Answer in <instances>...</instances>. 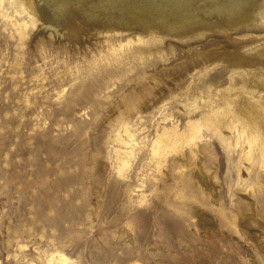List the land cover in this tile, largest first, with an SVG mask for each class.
Instances as JSON below:
<instances>
[{"label": "bare ground", "instance_id": "6f19581e", "mask_svg": "<svg viewBox=\"0 0 264 264\" xmlns=\"http://www.w3.org/2000/svg\"><path fill=\"white\" fill-rule=\"evenodd\" d=\"M2 1L0 0V10L3 11ZM6 1L10 7H15V12H23V16H27L34 28L42 29L44 27L45 29L46 25L49 24L52 27L53 20H59L61 25L56 28L60 31L64 29L63 31L69 35L79 32L81 39L86 42L83 45L85 49L82 51L83 53L81 52L84 57H86V49L92 41H95L101 47H99L101 51L97 58L91 56L88 59L96 58L99 65L92 66V61H89L90 64L82 69L80 81L73 84L75 94L68 97L65 102L64 114L70 109V103L77 104L79 101L86 102L87 105L90 104L98 109L101 100L94 98L95 92L109 88L116 79L119 82V88L126 85L129 80H136L134 90L122 94L123 96L118 100V103L111 107L110 114L106 109V112H108L106 114L109 115L106 117L108 119L104 118L105 112L100 111L99 114L97 110L93 111L94 115L96 112L99 115L103 114V118L107 120L105 131L102 128L105 132H103L102 141L104 139L103 144L112 151L111 157L113 160H108L112 161L110 165L108 161L104 160L105 158H99L98 170L104 168L103 171H107L105 167L107 166V169H109L108 166H111L115 180L122 185L121 190H123L126 197L124 201L125 227L123 226V237L125 241L129 242L130 246L137 248L139 244L133 235L134 233L131 232L132 236L128 233V230H131V228L133 230L140 224L137 231L139 232L140 228L146 225L140 211L131 213L133 210L132 205H143L144 207L147 205L148 196L146 198V195L148 193L144 191L146 189H143L144 176L140 175V169L145 165H151V167L155 165L160 175L153 176L154 181L149 186L151 192H156L158 197L167 202V196L171 190L169 183L176 182L174 193L178 197L189 198L188 201H186L187 199L181 200L180 205H174L173 213L177 217H181V208H183L188 214L191 215L192 213L197 216L200 226L210 224L213 229L229 234L223 227L227 219L230 224L240 227L264 254V246L259 240V234L255 232L261 227L264 228V45L255 46L257 43L264 41V20H262L264 19V0ZM255 10H258L256 14ZM2 14L7 15L9 20H13L6 12H2ZM13 23L17 29H21L22 26L20 27V25H27V21L24 20ZM257 27L263 29V31L260 34H251L252 31L258 30ZM212 36L217 37L218 45L206 51L200 50L199 45ZM45 39L50 38L43 36L40 38L42 43L46 41ZM80 44H83V41ZM175 45H180L186 51L185 57L170 67L155 71L146 82L147 77L144 78L145 67L152 64L157 57L166 59L167 53L174 52ZM152 55L156 58L151 57ZM93 63H95L94 60ZM93 68L96 69L94 72ZM211 68L214 69V72L209 75ZM62 75L58 81L63 80L61 79ZM173 82V86L170 87L175 88L172 91L174 94L171 96V100L174 99L173 96L178 99L179 108L177 107V113L179 118L172 115V111H165L159 116H153V120L142 119V116L150 111L155 102L158 103L166 97L167 93L163 91V87L169 86ZM79 91L82 93L78 94ZM148 91L149 96H147ZM82 95L86 97V100H81ZM152 97H154L153 103L150 102ZM24 115L25 111L22 108L19 109L16 113L18 121L21 122ZM97 118L95 117V123L100 120H96ZM100 118L102 119L101 116ZM151 121L152 124H150ZM85 122L83 121V123ZM74 123L77 132L84 129V127L82 128L83 123ZM95 123L91 124L96 125ZM91 124L89 125L92 126ZM81 128L82 130H80ZM16 130L13 129V133ZM23 134V137L26 138L24 139L25 142L30 144L34 134L28 130H25ZM84 134L86 133L84 132ZM76 135L79 137L81 132ZM207 135L216 137L222 143L226 149L228 159H231V150L237 149L238 151L239 149L241 152V157L235 165L238 168L240 178L246 181L248 186L244 192H240V195L233 199L237 213L226 210L222 199V190L221 188L218 189L216 176L221 161L219 159L217 162L216 151L210 148L213 142L207 139L204 140ZM77 136L76 141L78 140ZM84 137L87 138V136ZM24 140L21 141L22 144ZM39 140L38 145L33 149H31L32 143L30 147L24 144L22 146H25L23 151L25 150L26 153L35 152V156L51 151L47 147L51 142L48 143L50 138L46 132L40 135ZM86 140L88 141V139ZM79 142L76 143L82 145V141ZM12 144L15 145L14 140H12ZM91 144L93 146V143ZM200 144L203 149L198 148ZM75 146L74 149L79 150V146H76V148ZM83 146L79 152L76 151V156L79 153L80 157ZM106 148L104 149L106 150ZM16 150L14 149V152ZM23 151L20 150L16 155H20ZM83 151H81L82 154ZM94 151L96 149L93 150V153ZM108 152L110 151L108 150ZM139 152L143 154L140 158ZM57 154L55 155L57 156ZM67 154L64 151V156L62 152L60 157L65 158ZM98 154H94V159L96 156L98 158ZM103 154L105 155V153ZM84 155H81V158L83 157L85 160ZM90 155L88 154L89 157ZM144 155L148 157V161L143 164L140 163V160ZM205 155L206 164L203 166L202 161ZM73 157H75L74 154ZM89 159L91 160V158ZM37 160L38 166L41 158ZM96 160H93V162H96ZM90 163L92 164V162ZM94 164L96 165V163ZM39 166L42 168L40 173H37V178L39 181H43L50 173L46 165L40 164ZM187 168L191 169L190 173L187 172ZM51 169L55 171V167ZM82 170L83 167L80 172L81 175L86 174H82L85 171ZM95 170L93 169V171ZM102 172H99L100 175ZM87 173L90 175V171L87 170ZM19 174L16 178L18 183H22L21 191L26 190L31 186V180H26V178L23 181L20 180ZM20 175L23 176V174ZM93 175L95 174L89 176L90 179L95 178V176L99 177L98 174ZM147 175L148 173L145 176ZM133 178H135V181ZM81 179L84 178L81 176ZM191 179H194L197 183L191 185ZM60 181L53 183L58 187L57 184ZM64 181L66 180L64 179ZM99 184L101 185V183ZM53 188L55 187H52L51 192H53ZM48 189L51 190L50 187ZM184 190H187V192L184 193ZM198 194L204 195L206 200L197 198ZM193 197L195 200L192 199ZM49 198H51L50 195ZM198 201L207 202L208 209L211 211L208 213L209 215L206 214L205 207L195 204ZM64 202L66 204V201ZM43 207L46 209V206L43 205ZM89 208H91V205ZM120 234L122 235V233ZM234 238L239 242L237 236H234ZM62 250L54 246L44 249L38 247L37 264H76ZM249 259L251 264H260L258 259H254L251 254ZM28 264L35 263L33 259H30Z\"/></svg>", "mask_w": 264, "mask_h": 264}, {"label": "rangeland", "instance_id": "374dc122", "mask_svg": "<svg viewBox=\"0 0 264 264\" xmlns=\"http://www.w3.org/2000/svg\"><path fill=\"white\" fill-rule=\"evenodd\" d=\"M1 7H3V11L0 10V264H28L30 259H33L34 263L37 264V248L41 247L44 249L53 246L60 250L63 249L62 251L76 264H251L250 254L254 259H258L260 264H264V254L257 248L255 242L249 239L240 227L230 224L227 219L223 227L229 234L213 229L210 224L200 226L197 216L192 213L191 215L188 214L183 208H181V217H177L173 213L174 205H180L181 200H186L187 197H178L174 193L176 191L174 187L176 182L169 183L171 190L167 196V202L158 197L156 192H151L149 189L150 183L154 181V177L160 175L155 165H152L153 167L145 165L140 169V175L144 176L143 189H146L144 191L148 193L146 195V198L148 196V200L146 199L147 205L145 207L143 205H132L133 210L131 213L140 211L146 225L142 226L139 232L137 231L140 224L135 229L132 230L131 228V230H128V233H134L133 235L138 241L139 248L130 246L129 242L125 241L123 237L125 227L124 201L126 197L123 190H121L122 185L115 180L111 166H108L109 169L106 166L105 169L107 171L104 170V172V168L98 170V163L101 158H105V161L113 160L111 157L112 151L103 144L104 139L102 141L107 122L105 119H108L106 117L109 116L106 113L109 112L108 114H110L111 107L118 103V100L123 96L122 94L134 90L136 80H129L126 85L119 88V82L116 79L112 82V85L109 84V88L95 92L94 98L101 100V105H98V109L90 104L87 105L86 102L79 101L77 104L70 103V109L64 114L65 102L68 97L75 94L73 84L80 81L82 69L90 64L89 61H92V66L99 65L96 60L101 51L99 50V44L92 41L86 49L87 55L84 57L82 51L85 49L83 45L86 42L81 39L79 32L69 35L63 31L64 29L61 31L57 29L56 27L61 25V21L53 20L52 27L49 24L46 25L45 29L44 27L38 29L34 28L27 16H23V12H15V7H10L6 0L2 1ZM2 12H6L13 20H9L8 16L2 14ZM257 12L258 10H255V14ZM23 20L27 21V25H20V27L22 26L21 29H17L13 22ZM41 24L45 26L43 22ZM257 29L252 31L251 34H260L263 31L259 27ZM21 33L25 34L21 35ZM42 36L50 39H45L46 41L42 43L40 40ZM82 41L83 44H80ZM217 45V37L212 36L207 41L205 39L199 45V49L206 51ZM258 45L263 46L264 41L257 43L255 46ZM185 54L186 51L180 45H175L174 52L167 53L166 59L157 57L152 64L145 67L144 78L147 77L145 81L147 82L150 75L155 73V71L179 62L185 57ZM91 56L96 58L88 60ZM151 57L156 58L153 55ZM93 60L95 63H93ZM98 61L100 60L98 59ZM95 70L93 68V72ZM213 72L214 69L211 68L209 75ZM61 75L63 80L58 81ZM173 84L174 82L170 83L169 86L163 87V91L167 93L166 97L158 103L155 102L151 106L152 110L150 109L149 112L145 113L142 119L153 120V116H159L165 111H172V115L179 118L177 113V107L179 108L178 99L173 96L174 99L171 100V96L174 94L172 91L175 87L170 86H173ZM81 91L77 93L81 94ZM82 96L81 100H86V97ZM147 96H149V91ZM153 99L154 97L150 98L151 103H153ZM21 108L25 111V115L20 122L16 113ZM106 109L108 112H106ZM94 110H97L99 114L105 112V119L103 114L99 115L98 112L94 115ZM100 116L104 121H102ZM95 117H99L96 120L100 119L96 121L97 123L94 121ZM83 121L86 122L83 123ZM74 122L83 123L82 125L84 126L82 128L84 127V131L81 128L80 130L82 131L77 132ZM93 122L97 126L91 124ZM150 124H152V121ZM13 129L17 130L13 133ZM25 130L34 134L32 145L24 140L26 139L23 137ZM43 132H46L50 138L48 143L51 142V144L47 145V147L51 151L37 156H35V152L26 153L25 150L23 151L25 146H22L24 144L29 147L31 145V149L36 148L35 146L38 145L40 135ZM80 132L82 136L79 135ZM76 136L78 137L77 141H82V145L76 143ZM84 136H87V138ZM206 139L213 142L210 148L216 151L217 162L219 159L221 161L220 167L217 168L216 176L218 189L221 188L222 190V199L226 210L237 213L233 199L238 197L240 192H244L248 186L246 181L240 178L238 168L235 165L236 161L241 157V152L239 149L238 151L237 149L231 150V159H228L225 147L216 137L207 135L204 137V140ZM12 140H14L15 145L12 144ZM22 140H24L23 144ZM91 143H93L94 147ZM75 145L79 146V150L84 145L83 150H85L81 149L83 154L80 151V157L79 153L78 156L75 154L76 151L79 152V150L74 149ZM202 147L201 144L198 146L200 149H203ZM14 149L17 150L14 152ZM95 149L97 153L96 151L93 153ZM20 150L23 151L22 155H16ZM60 150L63 152V156L64 151L68 153L65 156L68 159L65 160L63 156L60 157V154L62 155ZM100 153L102 154L101 156ZM73 154L75 157H73ZM88 154H91L90 157ZM94 154H98V158L96 156L97 160L96 158L94 159ZM139 154L140 158L143 154L141 152ZM81 155H84L85 160L83 157V159L81 158ZM38 158H41L40 164L46 165L50 173L49 175L47 174L43 181H39L37 178V173H40L42 168L39 166L40 164L37 166ZM81 160L86 162L82 161V163ZM93 160H96V162H93ZM147 161L148 157L144 155L140 163L144 164ZM108 162L110 165L112 164V161ZM94 163H96L98 168ZM205 164L206 155L202 161V165L205 166ZM50 166L51 168L55 167V171ZM82 167L85 170H82V174L86 173L88 175L87 170L90 171L88 177H86V174L81 175ZM93 169L98 172L96 170V172L93 171ZM186 170L189 173L191 172L190 168ZM63 172L64 174L62 175ZM99 172H102V177ZM19 173L23 174V176ZM147 173L148 175L145 176ZM18 174L19 179L22 181L25 178L26 180H31L32 184L26 190L21 191L22 183H18L16 178ZM92 174H98L99 177L93 175L97 179L94 177L90 179L89 176H92ZM81 176L84 179H81ZM91 180L93 181L91 182ZM133 180L135 181V178ZM57 181H60L57 184L58 187L55 184ZM190 183L193 185L197 182L191 179ZM52 187L56 188H53V192H51ZM187 190L183 192L185 193ZM46 194H49L51 198ZM197 198L206 200V197L201 194H198ZM192 199L195 200L194 197ZM188 200L189 198L186 201ZM64 201H66V204H64ZM195 204L205 207L206 214L211 212L208 209L209 205H207V202L198 201ZM43 205L46 206L47 210ZM63 205H65L64 208H62ZM90 205L91 208H89ZM49 206H53L54 209L51 207V210ZM255 232L259 234V240L264 246V228L261 227ZM234 236H237L239 242L236 241ZM22 244L23 246H21Z\"/></svg>", "mask_w": 264, "mask_h": 264}]
</instances>
